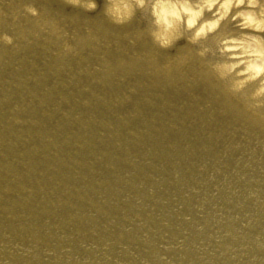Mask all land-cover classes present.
Returning <instances> with one entry per match:
<instances>
[{"label":"bare ground","instance_id":"bare-ground-1","mask_svg":"<svg viewBox=\"0 0 264 264\" xmlns=\"http://www.w3.org/2000/svg\"><path fill=\"white\" fill-rule=\"evenodd\" d=\"M92 2L0 0V264H264V0Z\"/></svg>","mask_w":264,"mask_h":264},{"label":"clouds","instance_id":"clouds-1","mask_svg":"<svg viewBox=\"0 0 264 264\" xmlns=\"http://www.w3.org/2000/svg\"><path fill=\"white\" fill-rule=\"evenodd\" d=\"M136 4L140 7H143L148 0H135ZM154 7L156 9L155 11V15L157 16V23L160 24H165L168 27H171V25L168 22L167 16L168 15H172V16H176L178 18V13L175 11H172L171 13L166 12L165 10V5L162 2V0H154ZM173 9L175 8V5L172 6ZM91 8L94 10L96 8V2L95 0H93L92 4H91ZM189 25L191 26L193 24L192 20H189Z\"/></svg>","mask_w":264,"mask_h":264}]
</instances>
